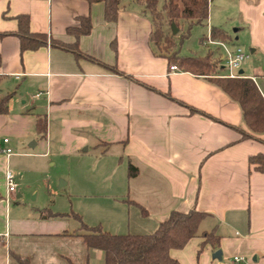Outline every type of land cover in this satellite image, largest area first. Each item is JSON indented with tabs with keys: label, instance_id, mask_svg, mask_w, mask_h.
I'll return each instance as SVG.
<instances>
[{
	"label": "crops",
	"instance_id": "0c3cea01",
	"mask_svg": "<svg viewBox=\"0 0 264 264\" xmlns=\"http://www.w3.org/2000/svg\"><path fill=\"white\" fill-rule=\"evenodd\" d=\"M230 1L223 3L234 5L232 31L223 19L210 17L208 8L206 35L200 38L221 59L219 75L227 73L222 41L211 37L212 27L227 34L230 49L249 48L264 57V0ZM18 14H27L29 32L46 35L45 44L21 50L14 33ZM80 17L91 27L76 36L67 28L78 26ZM151 30L135 0H121L113 21L104 18L102 1L0 0V97L12 92L7 112L0 113V146L13 150L7 157L0 153V264H18L14 254L29 264L102 258L99 249L86 247L80 235L85 230L74 217L43 206L45 194L34 182L43 162L67 156L79 166L91 148L97 154L90 157L89 175L101 177L103 187L96 189L90 180L87 189L113 203L142 206L137 218L142 223L154 220L156 228L172 209L207 213L199 229L206 223L219 236V262L211 254L219 248H200L203 238L196 235L170 249L180 264H264V171L250 160L264 155V131L247 129L238 103L212 75L170 69L150 40ZM209 34L212 42L205 39ZM53 39L69 49L51 44ZM253 70L243 63L233 72L252 78L264 97V72ZM11 80L20 83L10 89ZM37 114L46 120L44 136L36 132ZM241 130L249 136L242 137ZM129 163L137 169L133 177ZM7 167L18 172L13 191L5 184ZM37 198L40 204L32 201Z\"/></svg>",
	"mask_w": 264,
	"mask_h": 264
},
{
	"label": "trees",
	"instance_id": "16d2710c",
	"mask_svg": "<svg viewBox=\"0 0 264 264\" xmlns=\"http://www.w3.org/2000/svg\"><path fill=\"white\" fill-rule=\"evenodd\" d=\"M87 1H102L104 3V18L107 21H113L116 18L121 0ZM135 1L139 2L143 10L149 13L152 23L150 40L155 46L159 43L164 33L161 26L162 15L169 25L174 23L176 26L181 21L186 22L189 27L193 23H205L208 19L210 0H162L160 7H158L159 0ZM16 18L18 28L14 33L19 38L21 50L35 49L47 42V37L44 33L29 32L27 14H18ZM78 21V26L68 27L67 31L73 32L76 36L87 34L91 27L90 20L87 17H80ZM210 33L213 38L220 39L221 41H226L228 37L218 27H212ZM184 35L185 33L181 34L180 37ZM170 43L173 46L175 45L173 37ZM51 44L60 45L67 49L70 47L68 44L54 39L51 40ZM168 46L167 43L165 45L166 51L170 50ZM211 53L209 51L202 56H182L177 49L170 54L161 51V54L167 58L169 64H173L181 70L199 75H212L209 79L238 103L247 129L252 133L264 131V97L255 81L250 77L219 75V62L221 59L214 57ZM110 69L122 74L115 66H110ZM11 95L12 92L0 97V113L7 112L8 101ZM35 124L36 132L44 136L46 132L45 117L37 114ZM246 131L241 130L242 137L249 136L247 134L249 132ZM250 160L257 164L255 166L256 169L264 171V155H253ZM127 172L129 177H133L136 175L137 169L129 163ZM137 206L142 212L144 211L142 206L138 204ZM49 215L64 216V214L51 213ZM71 215L79 222L78 228L85 230L80 235L83 237L86 247L99 249L102 252L103 264H180L176 258L170 255V249L182 248L190 238L196 235H200L203 238L200 248L206 244H209L214 249L219 248L220 238L214 229L199 232V224L207 213L195 208L188 209L187 211L170 210L167 216L158 222L155 230L149 233H111L101 229L99 225H86L76 213ZM14 257L18 264H29L26 260H21L20 257L15 256V254Z\"/></svg>",
	"mask_w": 264,
	"mask_h": 264
},
{
	"label": "rangeland",
	"instance_id": "374dc122",
	"mask_svg": "<svg viewBox=\"0 0 264 264\" xmlns=\"http://www.w3.org/2000/svg\"><path fill=\"white\" fill-rule=\"evenodd\" d=\"M223 2L232 1L210 0L209 16L211 17L212 14L215 18L223 19L224 26L226 25V27H228V31H232V29L236 26L230 25L232 23V20L234 19V5H227ZM161 4L162 0H159L158 7H160ZM223 4H226L228 7ZM228 9L231 10V13L230 15H227L226 18L224 12ZM145 13L150 18L149 13ZM161 26L164 32L163 37L160 39L159 43L156 44V48L160 50V52H168V54H170L172 51L177 49L179 54L182 56L204 55L209 51L213 52L210 49L206 51L204 44L202 45L200 42V38L203 35H206L207 22L193 23L188 27L186 22L181 21L177 25V32L172 35L171 25L167 23V20L165 19V17L163 18L162 15ZM183 32L185 33V35L183 37H180L181 34H184ZM172 37L175 42L174 46L170 43ZM205 39H207V37ZM167 43L169 45L168 47L170 48V50L168 49V51L165 50V45ZM210 46L215 47V45ZM242 47L245 48L244 46ZM243 50L245 52H248L249 54V57L243 63L251 64L254 69L253 72L255 73L264 72V57L258 54H251L249 48H245ZM219 52L221 55H225L224 52L221 51V49ZM211 54L214 56L213 53ZM227 72V69H224V73ZM233 73L236 74V71H234ZM15 82L20 83V81L11 80L10 89L13 88ZM260 86L264 91V82L261 81ZM0 89L4 88L0 86ZM95 153L97 154V151L91 148L90 151L86 153V162L81 163L82 165L79 166H76L74 162L68 160L67 156H54L51 160L43 162L41 173L38 175V179H35L34 181L41 193L45 194L46 204L44 203L43 206H46L47 210L53 212L67 213L69 215L76 213L80 216L82 222H84L86 225H99L101 229L107 230L111 233H127L134 231H140V233H149L154 231V220H147L143 221L142 223V221H139V219H137L139 209L128 206V204L126 203H123L124 205L113 203V201L106 198L104 193H102L101 191H96V194H91L93 192L87 189L90 186V180H92V185H95L93 187L97 186L96 189L100 190L103 187L101 177L94 176L93 178L91 176V178H93L91 179L89 175V171L91 168L90 157L94 156ZM23 158L24 157L21 158L19 156H13L12 160ZM29 198L32 199V196H30ZM32 201L35 204H40V200L38 198ZM142 226L143 228H138ZM199 230L208 231L210 230V227H208L206 223H204L202 226H200ZM217 260L218 258H216V262H219ZM222 260L226 259L223 258ZM91 261V263L93 264L104 263L103 256L99 260L93 258ZM245 263V260H242L238 261L236 264Z\"/></svg>",
	"mask_w": 264,
	"mask_h": 264
},
{
	"label": "built area",
	"instance_id": "2783aa9c",
	"mask_svg": "<svg viewBox=\"0 0 264 264\" xmlns=\"http://www.w3.org/2000/svg\"><path fill=\"white\" fill-rule=\"evenodd\" d=\"M208 42H212L210 35L207 36L206 39ZM219 45L222 47L224 52V68L227 69V76L229 77H235L236 74L233 73V70L235 68H238L248 57V53H246L241 47L236 46L233 49H230L226 42H218ZM170 69L174 70L177 69L175 65H170ZM8 141L7 138H3V143H6ZM0 153L4 156H10L13 153V150L8 145L4 144L0 146ZM18 172L13 169L7 167L4 172V180L8 191L15 190L16 184H15V178L17 176ZM240 258L234 257V260L238 261Z\"/></svg>",
	"mask_w": 264,
	"mask_h": 264
},
{
	"label": "water",
	"instance_id": "95a60500",
	"mask_svg": "<svg viewBox=\"0 0 264 264\" xmlns=\"http://www.w3.org/2000/svg\"><path fill=\"white\" fill-rule=\"evenodd\" d=\"M171 28H172V30H171L172 34H175L178 30V27L174 23H171ZM212 257L220 259L221 258V250L220 249L215 250L212 253Z\"/></svg>",
	"mask_w": 264,
	"mask_h": 264
}]
</instances>
